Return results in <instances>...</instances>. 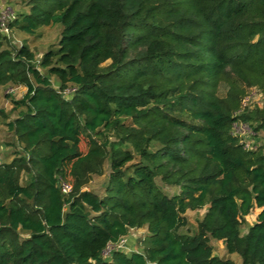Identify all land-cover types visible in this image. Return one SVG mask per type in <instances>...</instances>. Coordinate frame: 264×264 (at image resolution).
<instances>
[{"label":"trees","instance_id":"obj_1","mask_svg":"<svg viewBox=\"0 0 264 264\" xmlns=\"http://www.w3.org/2000/svg\"><path fill=\"white\" fill-rule=\"evenodd\" d=\"M28 3L11 28L62 29L39 60L0 32V87H26L8 122L19 150L0 163V264H264V146L231 132L242 120L264 134V105H242L252 88L264 98V0ZM105 160L99 195L85 186ZM132 228L146 230L141 250L102 256Z\"/></svg>","mask_w":264,"mask_h":264},{"label":"rangeland","instance_id":"obj_2","mask_svg":"<svg viewBox=\"0 0 264 264\" xmlns=\"http://www.w3.org/2000/svg\"><path fill=\"white\" fill-rule=\"evenodd\" d=\"M28 1L29 0H0V11L4 6L9 5L14 10L16 15L19 13H27L30 10ZM61 29L62 25L60 23L41 25L33 32H26L16 27H12V38L9 39V42L17 45L25 43L35 53L36 60H39L45 51L48 49H55L57 47ZM51 79L56 86L57 82L55 77L51 76ZM0 88V144L5 145V148L0 147V158L3 161H9L14 157L15 152L18 151L19 148L15 144V139L13 137L12 131L8 127V122L13 120L18 115L20 110L24 109L22 106H16L14 101L20 99L23 96L26 91V87L22 85L15 86L7 84L1 86ZM255 90L256 89H253V93L247 100L246 106H251L252 104H264L260 92ZM245 132L246 133H244L242 136L249 144L257 145V147L264 146V134L262 131H252L251 129H247ZM80 149L82 152L87 150L86 139L83 137L80 142ZM108 173L109 161L105 160L103 172L100 175H93L85 186V189H90L97 194L102 195ZM21 180L24 182L25 176H23ZM157 183L168 194H173L178 191V186L163 185L158 179ZM205 210L206 207L186 210L184 213L186 224L182 226L181 231L187 233L194 232L197 222L201 219ZM260 210L261 208L254 206L250 213L244 216L241 222V233H245L248 229V226L255 222ZM145 233L146 230L144 228L131 230V236L128 239V248L133 250H141L140 239L145 235ZM210 244L213 248V255L224 259L233 260L235 263L241 262V256L236 252L229 253L225 249L222 240L210 239Z\"/></svg>","mask_w":264,"mask_h":264},{"label":"built area","instance_id":"obj_3","mask_svg":"<svg viewBox=\"0 0 264 264\" xmlns=\"http://www.w3.org/2000/svg\"><path fill=\"white\" fill-rule=\"evenodd\" d=\"M16 17V14L14 13V10L11 8V6L7 5L4 6L1 11H0V32L8 39L12 38V28L9 26V22H11L12 20H14V18ZM256 89V88H253ZM253 89L250 90V92L244 97L242 105L243 107H246V102L247 100L250 98L251 94L253 93ZM71 91H73V88H66L65 90H63V95L64 94H68ZM255 91H258L257 89ZM260 95L264 101V98L260 92ZM264 104L260 105H254L252 104L251 106H247V107H252V106H263ZM242 109V108H241ZM241 111V110H240ZM240 111H238L236 114H239ZM249 126V127H248ZM251 129L252 131H254L251 126L242 121V120H236L232 123V128H231V132L232 134L238 136L240 142L242 143L243 147L245 149H256L257 145H251L249 144L244 138H243V134L246 133V130ZM240 130V131H239ZM2 162V159L0 158V163ZM57 186L59 188V190L61 191V193L63 194H69L72 190V184L69 183L68 181L64 180L63 178L59 177L58 181H57ZM131 230L129 231V233L121 238H119L116 241H110L107 243V245L105 246V248L102 250V256H108L110 255V253L113 250H124V251H130L133 250L131 248H128V239L131 236Z\"/></svg>","mask_w":264,"mask_h":264},{"label":"crops","instance_id":"obj_4","mask_svg":"<svg viewBox=\"0 0 264 264\" xmlns=\"http://www.w3.org/2000/svg\"><path fill=\"white\" fill-rule=\"evenodd\" d=\"M1 89V88H0ZM0 147H4L5 148V145L4 144H0ZM3 161V160H2ZM10 161V160H9ZM4 162V161H3ZM7 162V161H6Z\"/></svg>","mask_w":264,"mask_h":264}]
</instances>
